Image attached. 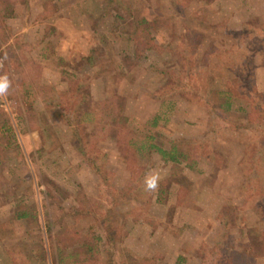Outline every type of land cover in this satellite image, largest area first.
Listing matches in <instances>:
<instances>
[{
  "label": "rangeland",
  "instance_id": "374dc122",
  "mask_svg": "<svg viewBox=\"0 0 264 264\" xmlns=\"http://www.w3.org/2000/svg\"><path fill=\"white\" fill-rule=\"evenodd\" d=\"M125 1L135 20L146 19L149 26L156 21V30L150 27V31L158 46L181 51L180 35L192 31L188 38L200 40L193 68L218 72L215 55L207 60L204 56L226 50L228 66L252 72L255 97L244 101L253 104L251 115L258 131L236 126L249 121L245 112L235 111L211 132L216 124H211L205 98L188 104L177 101L171 120H160L162 74L152 54L159 50L136 57L138 48L127 39L126 21L106 13L104 0H0L3 74L11 81L8 94L0 97V120L13 124L22 154L21 162H11L13 171L5 170L10 177L0 184V215L10 212L9 203L18 198L36 199L32 205L39 221L33 219L27 227L43 230L49 264L59 263L54 256L57 238L71 235L69 221L85 235L101 233L105 238L93 216L108 207L119 219L122 235L114 243H101L103 259L109 249L119 263L127 257H146L155 264H223L227 257L230 264H264V236L258 226L264 180L263 174L257 177L256 186L262 181L259 202L251 194L256 175L252 178L249 172V165H258L259 160L247 159L249 146L264 153V0ZM235 36L237 43L229 41ZM91 54L98 58L94 66L88 62ZM180 58L184 61L177 55L169 63L171 75L190 69L181 66L189 63L187 56ZM73 78L87 84L78 97V109L65 111L62 102L67 100L60 94L71 89ZM118 103L124 106L125 124H120ZM131 133L153 136L149 139L153 153L142 161L123 153L122 144ZM203 136L210 142L198 147L197 141L191 150L196 169H189L184 160L176 166L172 160L166 162L155 150L156 146L170 150L181 137L201 141ZM78 142L93 153L105 154L108 182L93 171ZM210 145L220 160L203 155ZM146 166L151 170L143 174ZM153 170L160 171L164 186L159 182L155 191H148L145 177ZM169 178L185 184L180 193L181 186L172 187ZM135 179L142 183L136 208L132 202L112 205L115 192ZM17 183L21 187L16 188ZM78 207L84 212L66 217ZM2 259L0 264H6Z\"/></svg>",
  "mask_w": 264,
  "mask_h": 264
},
{
  "label": "trees",
  "instance_id": "16d2710c",
  "mask_svg": "<svg viewBox=\"0 0 264 264\" xmlns=\"http://www.w3.org/2000/svg\"><path fill=\"white\" fill-rule=\"evenodd\" d=\"M115 2H118L123 8L124 11H119L116 9ZM103 8L106 13L114 14L115 16L121 18L126 21L128 36L127 39L129 41H134L135 45L138 48L136 51V57H141L148 52H154L159 50L157 53H152L157 56L159 60V72L162 74V93L163 97L161 98V112L159 114V119H163L165 122H169L171 117L175 115V106L177 101H184L186 104L194 102L195 100H201L205 98L207 104L209 105L208 113L212 116L211 124H216L215 128H212L211 132H216L217 127L219 126V121L223 120L227 122L230 120L231 112H245L246 118L249 121L248 124L238 123L236 126L244 127L246 129H255V120L252 117V106L253 104L248 103L247 101L254 100V84H253V73L252 72H237L233 67L228 66L226 64L227 59L224 57L225 53L229 51L220 50L215 53L210 52L208 55L204 56L205 60L209 59L213 54L215 55V59L217 60L216 64L219 65L218 72H214L210 70L208 67H196L193 68L195 62L193 61V57H197L198 55V45L200 44V40H190L188 38L187 33H192V31L184 32L183 35H180L181 45L183 49L180 51L175 50L171 46H163L154 41L155 36L151 34L150 27L152 30H156L157 23L156 21L152 24L147 23L146 19L137 18L136 20L132 16V13L127 9L128 2L125 0H104ZM128 10V11H127ZM106 16V15H105ZM196 32V31H195ZM194 34V32H193ZM243 34V33H241ZM197 38H201V36L196 32L194 34ZM238 37H231L229 41L233 43L238 42ZM139 44V45H137ZM235 44H230V46H234ZM234 51V47L231 48ZM149 54H146V56ZM179 55V60L184 61L180 58V55L185 58L187 56V60L189 63L186 65L181 63V66H187L189 70H182L180 73L171 75L169 72V63ZM232 57V56H231ZM97 55H89L88 62L91 66L96 64ZM191 59V61H190ZM201 63V62H199ZM165 74V75H164ZM76 76V75H74ZM73 76V77H74ZM74 79V78H73ZM87 83H83V80L79 79L75 80L72 84L71 89L64 94H60L61 97L64 96V100L67 102H62L65 111H76L78 109L77 103L79 102L78 97L82 95L83 87H86ZM160 91V90H159ZM256 92V91H255ZM208 94V96H207ZM83 98V97H82ZM179 98V99H176ZM244 102H242V101ZM188 102V103H187ZM68 106V108L66 107ZM251 108V109H250ZM118 109L120 111L119 119L120 124L127 121L126 115L124 112V106L119 105ZM104 111L108 109L103 107ZM109 110H112L110 108ZM0 112H2V108L0 106ZM236 112V113H237ZM86 114H90L89 112H85ZM157 123V119L153 122V124ZM210 132V133H211ZM80 133H78V136ZM80 138V137H78ZM152 135H148L145 138L136 137L134 134H128V137L125 143L122 144V147L125 149L123 153L125 156L139 157L142 159L150 156L153 153L154 145L150 142L149 139H152ZM198 141V147L201 146L205 142H210L205 136L201 137V141L198 138H185L181 137L171 143L172 149L167 150L159 147H155L156 152L160 153L163 159L166 162H170L172 160L175 164H181V161H187V165L189 169H196L197 160L193 157V152L191 151L194 148L193 143ZM80 153L84 156L85 160L89 163L90 167L93 169L96 174H100L103 182H108L109 174L106 169V161L105 154H96L93 153L86 147L85 143L77 144ZM211 146V145H210ZM211 149L213 151H211ZM249 153L247 154L248 162L259 160L258 165H249V172L252 178L256 175L254 182L251 185L252 188V197L255 199L262 198V181H259V185L256 186L258 182V178H261L263 174L264 180V153L260 152V149H253L251 146L248 147ZM210 151V152H209ZM197 152V151H196ZM195 152V153H196ZM203 155L206 157H214L216 161L220 160L219 156L215 152V149L207 148L206 150H202ZM212 156H211V154ZM261 153V154H260ZM21 148L18 142V138L16 137L15 130L13 128V124L4 119L0 120V184L8 179L6 174V169L13 171V167L11 166V162L18 160V162L22 161L21 156ZM201 155V156H203ZM262 165V166H261ZM148 166V165H147ZM144 169L143 174L147 171L151 170V168ZM183 170V167L181 168ZM185 175V174H184ZM179 178V177H177ZM180 179V178H179ZM169 180H172L169 178ZM168 180V181H169ZM181 180V179H180ZM180 180H172L171 186L173 187L175 184H179L181 187L178 188L177 192L180 193L182 188L185 185L180 182ZM141 181L135 179L129 185L124 186L122 189L118 190L114 194L115 201L112 205L121 202H132L135 206V202L137 200H141L142 194L139 189V184ZM167 182V181H166ZM161 183V182H160ZM167 184V183H165ZM174 184V185H173ZM162 186L164 184L161 183ZM21 187V183H17L16 188ZM191 188V186H188ZM193 187L191 188V190ZM190 190V191H191ZM112 191V190H111ZM188 191V189H187ZM189 192V191H188ZM13 194H17L18 192L14 190ZM193 194V193H192ZM159 195V193H158ZM52 196V195H51ZM137 198V199H136ZM18 198L16 201H12L11 205H13L12 209L8 213H4L0 215V257L4 258L2 261L6 264H49V260L47 257L46 250H44V239H43V230L40 227V231H36L35 229L29 230V223L33 221V219L38 222L36 213L33 212V205L36 204V199L32 198ZM259 200V199H258ZM135 201V202H134ZM260 202V200H259ZM52 204L54 205L53 201ZM260 205V220L261 222L258 224L261 235L264 236V201L259 203ZM59 206V205H57ZM31 207V210H30ZM74 207V206H72ZM61 209H63L61 207ZM83 211L80 207L72 208V211L66 213V217L76 216L81 214ZM84 212V211H83ZM87 213H85V216ZM99 224L105 230V238L101 233L89 234L85 235L81 231H78L76 222L69 221L70 227L68 228V232L71 235H64L62 238H57V255L55 256V262L58 260V264H155V262L147 259L146 257L142 258H126V261L123 263H119L115 260V256L111 250H107L106 259H103V252L101 250V243L107 240L109 243H114L117 239H120L122 233L119 232V219L113 213L111 207H108L102 211H97L95 213ZM52 222H49L48 229ZM26 225L25 228L20 231L18 226ZM62 228V232H63ZM25 234H28L29 237ZM31 236V241L30 238ZM264 244V239H262ZM111 245V244H110ZM221 247V244L215 246V248ZM214 250L216 252H222V250ZM225 251V249H224ZM222 252L220 254H223ZM225 256V255H224ZM223 264H230L228 262L227 257H223ZM220 264V263H219Z\"/></svg>",
  "mask_w": 264,
  "mask_h": 264
},
{
  "label": "clouds",
  "instance_id": "9594fccd",
  "mask_svg": "<svg viewBox=\"0 0 264 264\" xmlns=\"http://www.w3.org/2000/svg\"><path fill=\"white\" fill-rule=\"evenodd\" d=\"M11 87V81L7 75L0 76V97L6 96ZM160 171L153 170L145 177V186L148 191H155L159 187V182L162 179Z\"/></svg>",
  "mask_w": 264,
  "mask_h": 264
},
{
  "label": "built area",
  "instance_id": "2783aa9c",
  "mask_svg": "<svg viewBox=\"0 0 264 264\" xmlns=\"http://www.w3.org/2000/svg\"><path fill=\"white\" fill-rule=\"evenodd\" d=\"M5 60H6V57L2 52V48H0V76H4L3 69L5 67V62H6Z\"/></svg>",
  "mask_w": 264,
  "mask_h": 264
}]
</instances>
